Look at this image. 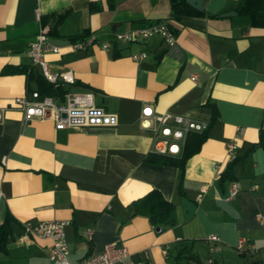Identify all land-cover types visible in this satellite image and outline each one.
<instances>
[{
	"label": "crops",
	"instance_id": "crops-1",
	"mask_svg": "<svg viewBox=\"0 0 264 264\" xmlns=\"http://www.w3.org/2000/svg\"><path fill=\"white\" fill-rule=\"evenodd\" d=\"M240 2L204 0L202 12L176 16L169 0H0V228L10 217L11 229L0 264H49L50 240L23 230L46 221L68 222L71 263L115 244L127 256L114 264H184L174 257L185 245L202 264H264V24L239 15ZM229 12L236 15L222 17ZM158 23L173 31V45L158 36L113 42L117 33ZM42 28L51 42H69L45 55L55 84L27 54ZM84 36L91 45L73 50L69 39ZM141 52L146 58L134 61ZM44 83L60 91L44 97L60 104L69 94H91L117 125L23 123L13 99L40 93ZM145 106L207 125L183 171L146 161L159 127L140 126ZM232 186L237 193L228 198ZM153 193L172 205V225L156 227L139 212ZM210 235L219 242L209 243ZM240 240L255 252L239 253Z\"/></svg>",
	"mask_w": 264,
	"mask_h": 264
},
{
	"label": "built area",
	"instance_id": "built-area-1",
	"mask_svg": "<svg viewBox=\"0 0 264 264\" xmlns=\"http://www.w3.org/2000/svg\"><path fill=\"white\" fill-rule=\"evenodd\" d=\"M41 1V0H37ZM37 18L39 11L37 10ZM160 37L164 43L171 46L175 42L173 31L163 23L152 24L145 28L134 29L127 32L117 33L113 37V42L134 44L145 41L152 37ZM93 39L87 42L72 43L73 50L86 49ZM111 42L102 44L104 50L110 49ZM59 48L51 43L47 36V29L42 28L36 35L35 40L29 45L27 54L33 65L38 66L43 77L50 83L55 84L58 76L50 73L48 64L45 61V55L49 52L57 53ZM146 58V53L141 52L134 54L132 59L136 62ZM64 82L72 83L73 78L70 73L61 75ZM196 80V76L191 78ZM12 107L23 112V123L34 119L51 120L56 130H79L85 128H102L113 127L118 123L116 115L107 113L103 108L96 107L92 101L91 94H72L66 96L64 104L57 103L52 97H41L38 92H31L30 98H14ZM2 114L0 112V120ZM159 127L158 136L155 140L152 153L160 156H179L183 152L184 142L188 134L202 133L206 130L207 125L198 123L181 116L164 114L157 116L154 114L152 107L145 106L141 112L140 126L143 129H153V125ZM235 146L227 145V153L231 154ZM237 193L235 186H232L229 197ZM1 196V192H0ZM201 195L197 196L200 200ZM261 222L260 216H258ZM66 221H46V222H26L23 224V230L28 236L49 239L51 242L49 251V264H114L123 260L127 256V251L123 247L115 244H107L101 254L88 256L77 263L69 262V246L66 240L65 228ZM88 238L91 232H87ZM207 241L211 244L219 242V238L210 235ZM248 251L255 252V249L246 245L244 240H240L236 246L239 253ZM166 251L163 254L166 255ZM211 264V261H208Z\"/></svg>",
	"mask_w": 264,
	"mask_h": 264
},
{
	"label": "trees",
	"instance_id": "trees-1",
	"mask_svg": "<svg viewBox=\"0 0 264 264\" xmlns=\"http://www.w3.org/2000/svg\"><path fill=\"white\" fill-rule=\"evenodd\" d=\"M171 11L176 16L186 15L191 11L186 3V0H169ZM239 15L245 17L252 25L264 24V0H241L239 4ZM84 37H75L69 39L71 43L81 41ZM60 91L49 83H44L42 91L39 93L41 97L54 96ZM206 139L204 132L202 134H189L184 144L183 152L180 156H160L151 154L146 158V161L153 166L159 168L162 166H174L183 171L185 161L194 153H196L203 141ZM140 213L148 216L156 227H167L172 225L173 221L170 218L172 205L165 201L160 194L153 193L150 197L144 200L141 205H138ZM10 217H7L0 228V254L6 252V242L11 236V229L9 227ZM177 262L183 261L184 264H202L201 261L191 254L188 246H182L177 255L174 257ZM251 264H261L254 262Z\"/></svg>",
	"mask_w": 264,
	"mask_h": 264
},
{
	"label": "water",
	"instance_id": "water-1",
	"mask_svg": "<svg viewBox=\"0 0 264 264\" xmlns=\"http://www.w3.org/2000/svg\"><path fill=\"white\" fill-rule=\"evenodd\" d=\"M186 3L188 6L192 7L198 12L203 11L204 0H186ZM235 15H236L235 12H229V13L223 14L222 17H230V16H235ZM51 43L54 44L55 46H62V45L68 44L69 42L68 41H52ZM158 230L159 228H157V231Z\"/></svg>",
	"mask_w": 264,
	"mask_h": 264
}]
</instances>
